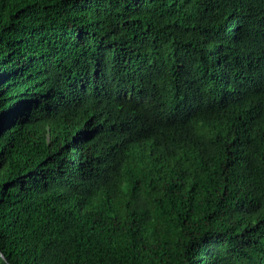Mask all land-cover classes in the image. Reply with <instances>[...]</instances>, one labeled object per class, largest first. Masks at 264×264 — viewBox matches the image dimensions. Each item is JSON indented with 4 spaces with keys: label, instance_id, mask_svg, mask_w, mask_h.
Instances as JSON below:
<instances>
[{
    "label": "trees",
    "instance_id": "trees-1",
    "mask_svg": "<svg viewBox=\"0 0 264 264\" xmlns=\"http://www.w3.org/2000/svg\"><path fill=\"white\" fill-rule=\"evenodd\" d=\"M0 264H264V0H0Z\"/></svg>",
    "mask_w": 264,
    "mask_h": 264
}]
</instances>
